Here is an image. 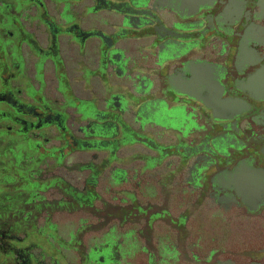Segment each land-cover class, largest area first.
Returning <instances> with one entry per match:
<instances>
[{
	"label": "flooded vegetation",
	"instance_id": "flooded-vegetation-1",
	"mask_svg": "<svg viewBox=\"0 0 264 264\" xmlns=\"http://www.w3.org/2000/svg\"><path fill=\"white\" fill-rule=\"evenodd\" d=\"M263 67L264 0H0V264H264L224 186L264 169Z\"/></svg>",
	"mask_w": 264,
	"mask_h": 264
},
{
	"label": "water",
	"instance_id": "water-1",
	"mask_svg": "<svg viewBox=\"0 0 264 264\" xmlns=\"http://www.w3.org/2000/svg\"><path fill=\"white\" fill-rule=\"evenodd\" d=\"M90 34H92V33H90ZM103 37H104V35H103ZM203 66H204V68H207L208 70H211V69H213V67H216L214 64L209 63V62L204 63ZM262 74H264V67L261 68V70H259L252 77V80H254L255 77L262 75ZM257 89H258V87H257ZM263 91H264V88H263ZM253 97L257 101L264 99L263 97L258 98L259 96H257V95H253ZM216 98H217V96H216ZM225 105L230 110H232V113L234 112L235 114H236V110L239 108H243L245 106H248L249 109L251 108V105L243 98L227 100ZM260 116L264 117V110L261 111ZM256 172L258 174H257V177L255 180L250 179V178L245 179L244 177H243L244 179L241 177L242 179H237V180L230 178V179H228L229 181H227L224 185L230 189H235L238 196L242 198V202L245 205H247L251 210L252 209H258L261 205H264V169L258 170ZM235 200H236V198H235ZM128 246H129V243L127 244L126 250H128V255L131 256L132 251H131L130 247H132L134 245L133 244H132V246L130 245L129 249H128ZM162 255L165 258L169 257V253H167V249L163 250Z\"/></svg>",
	"mask_w": 264,
	"mask_h": 264
},
{
	"label": "rangeland",
	"instance_id": "rangeland-1",
	"mask_svg": "<svg viewBox=\"0 0 264 264\" xmlns=\"http://www.w3.org/2000/svg\"><path fill=\"white\" fill-rule=\"evenodd\" d=\"M78 162V160H74L73 162ZM114 205H117V202H106V205H104V203H101V206H102V211L104 212H107L108 215H113L116 212L115 208H114ZM105 214V213H104ZM81 219H85L86 222H88L89 225L93 226L96 224V217H90L89 215H86L84 213H77L76 216L73 218L71 217L70 219L69 218H66L64 220L61 221L62 223V232H61V236L62 238L67 242L70 240V232L71 230H75L76 232V243L78 242V245L80 246H83V244H91L94 242L95 238L99 237L101 238L102 237V232H103V229L101 228H91L90 231L88 233H83L81 231L78 230V224L81 222L80 220ZM84 239L85 243L81 241V239ZM149 239V238H147ZM145 240L141 241L142 243L144 242ZM84 247V246H83ZM67 256L71 259L75 258V253L73 251H69L67 252ZM76 257H77V254H76Z\"/></svg>",
	"mask_w": 264,
	"mask_h": 264
}]
</instances>
